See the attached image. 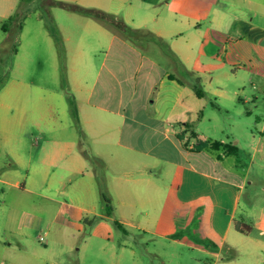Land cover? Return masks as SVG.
<instances>
[{"label":"crops","instance_id":"0c3cea01","mask_svg":"<svg viewBox=\"0 0 264 264\" xmlns=\"http://www.w3.org/2000/svg\"><path fill=\"white\" fill-rule=\"evenodd\" d=\"M69 1L119 13L133 27L151 31L156 38L145 41L154 51L89 17L69 15L79 27L81 41L88 35L99 44L89 45L87 53L79 40L68 66L76 126L70 138L60 139L69 126L60 121L53 97L39 95L34 104L35 130L41 137L29 142L25 135L30 131L23 124L32 121V115L25 97L19 117L22 154L15 164L40 159V165L62 166L55 181L62 185L67 177L71 185L60 194L81 211L95 208L89 201L93 181L106 184L117 197L152 200L158 205L156 213L165 198L183 205L188 213L198 209L201 236L207 241L198 250L215 257L213 264H229L238 246L228 241L258 236L250 224L247 232H240L231 223L238 210L237 182L220 176L218 169L237 175L235 163L227 162L234 146L204 138L201 127L207 120L218 130L213 112L229 111L228 101L249 104L264 96V0ZM73 27L59 28L65 39L71 38ZM60 112L64 115L65 109ZM251 113L249 108L244 111ZM237 126L227 122L221 127L234 133ZM10 134L18 135L14 128ZM23 151L29 152L24 156ZM228 192L235 199L231 209L223 200ZM218 206L227 219L222 230L215 225ZM239 221L244 222V216ZM259 238L264 239V232ZM225 248L232 256L224 255Z\"/></svg>","mask_w":264,"mask_h":264},{"label":"rangeland","instance_id":"374dc122","mask_svg":"<svg viewBox=\"0 0 264 264\" xmlns=\"http://www.w3.org/2000/svg\"><path fill=\"white\" fill-rule=\"evenodd\" d=\"M51 1L0 0V264H213L215 257L198 250L207 244L201 236L202 214L198 209L188 213L183 205L165 198L156 213L158 205L152 200L117 197L106 189V184L99 186L93 181L89 201L95 208L81 211L71 207L68 197L60 194L71 185L67 177L62 185L55 181L62 166L40 165V159L29 165L15 164L22 154L19 117L25 97L30 100L32 115V121L23 124L30 131L25 135L29 142L35 143L41 137L35 130L38 124L34 104L39 95L53 97L60 121L69 126L60 139L70 138L76 126L71 111L74 108L68 102L72 96L68 66L80 40L79 27L69 17L76 12ZM62 25L74 26L69 40L59 30ZM80 42L87 53L89 45H99L88 35ZM138 42L146 50L151 49L144 39ZM61 93L65 94L62 98ZM66 94L70 95L68 99ZM226 105L229 111L213 112L220 125L218 130L207 125V120L201 129L204 138L209 136L234 146V155L227 162L230 166L235 163L237 175L222 168L218 173L237 182L235 220L244 216L258 236L251 241H228L238 246L229 264H264V239L259 238L264 232V96L256 103L234 99ZM246 108L251 109L250 115L244 114ZM227 122L239 124L234 133L221 127ZM10 128L17 131L16 137L12 138ZM23 152L26 156L29 151ZM102 192L112 201L111 214L107 213ZM223 200L230 209L234 208L231 192ZM217 210L215 225L222 230L227 219L220 206ZM116 221L125 224L119 227ZM209 221H214L212 214ZM40 235H44V242L39 240ZM220 242L216 241L218 245ZM224 255L232 253L225 248Z\"/></svg>","mask_w":264,"mask_h":264},{"label":"trees","instance_id":"16d2710c","mask_svg":"<svg viewBox=\"0 0 264 264\" xmlns=\"http://www.w3.org/2000/svg\"><path fill=\"white\" fill-rule=\"evenodd\" d=\"M51 3L57 6H61L66 10L73 11L81 15H84L86 17H89L97 21L98 23L106 27L107 29H109L114 34L121 36L131 41L134 44H139L138 41L140 40V38L144 40H151V39L156 38L155 35L151 31L147 29H137L133 27L132 25H130L129 23H127L121 16V14L119 13H113V12L106 11L98 7L84 6L79 3L66 2L63 0H52ZM69 96L70 95L68 94V97ZM72 99H73L72 96L71 98L69 97V100L71 101V103H72ZM72 108H74V109H71L72 115L76 120L77 119L76 109L75 107H73V105H72ZM90 160L92 163H94V159H90ZM102 198L106 202L107 212L108 214H110L112 211L110 200L104 193H102ZM233 220H234V227L236 228L237 231L247 232L250 229L249 224L244 223L239 220H235V219ZM115 224L119 227H122L121 223H119L118 221H116Z\"/></svg>","mask_w":264,"mask_h":264},{"label":"built area","instance_id":"2783aa9c","mask_svg":"<svg viewBox=\"0 0 264 264\" xmlns=\"http://www.w3.org/2000/svg\"><path fill=\"white\" fill-rule=\"evenodd\" d=\"M39 240H40L41 242H44V241H45V237H44V235H40V236H39Z\"/></svg>","mask_w":264,"mask_h":264}]
</instances>
